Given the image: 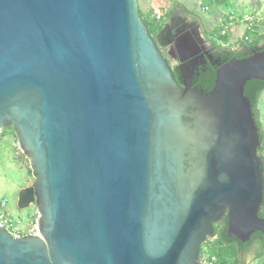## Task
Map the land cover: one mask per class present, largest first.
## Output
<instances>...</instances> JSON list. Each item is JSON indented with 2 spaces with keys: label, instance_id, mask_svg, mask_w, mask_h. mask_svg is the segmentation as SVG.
Instances as JSON below:
<instances>
[{
  "label": "water",
  "instance_id": "1",
  "mask_svg": "<svg viewBox=\"0 0 264 264\" xmlns=\"http://www.w3.org/2000/svg\"><path fill=\"white\" fill-rule=\"evenodd\" d=\"M193 74L177 83L137 0H0V134L13 127L34 177L19 207L39 214L38 235L0 227V264H200L225 216L228 237L264 236L244 93L264 51L220 66L208 93Z\"/></svg>",
  "mask_w": 264,
  "mask_h": 264
},
{
  "label": "rangeland",
  "instance_id": "2",
  "mask_svg": "<svg viewBox=\"0 0 264 264\" xmlns=\"http://www.w3.org/2000/svg\"><path fill=\"white\" fill-rule=\"evenodd\" d=\"M217 4L216 0H137L138 10L142 19H147L150 28L162 27L168 20L166 12L181 11L190 18L197 20L206 38L221 48L240 49L249 22L254 20L259 28L258 34L264 35V0H224ZM210 2V4H208ZM146 21V20H145ZM229 35L223 40L218 31L221 27ZM255 29V28H254ZM257 30V29H256ZM259 121L264 132V91L258 102ZM29 162L23 157L13 127L6 128L0 135V208L6 202L4 211L12 221L16 231L27 235L38 214L35 205L21 209L19 194L34 180L29 173ZM217 240L214 238L201 246L202 251L212 250ZM261 260L251 257L242 264H260Z\"/></svg>",
  "mask_w": 264,
  "mask_h": 264
},
{
  "label": "flooded vegetation",
  "instance_id": "3",
  "mask_svg": "<svg viewBox=\"0 0 264 264\" xmlns=\"http://www.w3.org/2000/svg\"><path fill=\"white\" fill-rule=\"evenodd\" d=\"M166 25H169V28L166 29L164 33H161ZM151 37L155 40L162 55L170 65L175 80L182 87L181 74L189 68L194 70L191 80L192 88L205 92L208 78H210L213 73L216 74L220 66L228 63L232 59H237V57L231 53L232 49L230 51L229 48L225 49L218 47L214 42L204 36L201 25L197 20L190 18L186 13L181 11L171 12L165 24L156 34H151ZM190 38L194 41L195 45L191 46L189 50L182 49L180 53L177 50V44H184L187 40H190ZM254 50L264 51V47L255 46L248 51H244V58L250 56ZM192 55V60H188V62L185 63L180 61L182 57ZM219 222L214 226H219ZM221 230L223 233L224 230L227 231V227L222 225L220 231ZM214 238L216 240L218 239L217 236H214ZM242 244L248 245L245 252L241 249L238 251L241 257V264L244 263L245 259L248 257L261 260L260 264H264V236L262 233L255 232L249 241Z\"/></svg>",
  "mask_w": 264,
  "mask_h": 264
},
{
  "label": "trees",
  "instance_id": "4",
  "mask_svg": "<svg viewBox=\"0 0 264 264\" xmlns=\"http://www.w3.org/2000/svg\"><path fill=\"white\" fill-rule=\"evenodd\" d=\"M217 4H224V0H216ZM210 4V2L208 3ZM139 12V10H138ZM172 12V11H171ZM140 14V13H139ZM166 15H170V11L166 12ZM141 17V15H140ZM142 18V17H141ZM146 20V21H145ZM143 19L144 23L148 27L149 33L151 34H156L160 29H156V32L153 31L147 19ZM255 28V29H254ZM251 30H246L245 35L243 36L242 40H240V43L242 44L240 49L232 50L231 53L237 57V59H244V51L250 50L252 47L255 46H263L264 47V35L258 34L259 28L254 27ZM257 29V30H256ZM224 32V27L222 26L219 31L217 32L218 35L225 41L228 40L229 35ZM213 42V41H212ZM218 46V45H217ZM219 47V46H218ZM216 74H212L210 78H208V83L207 86H205V92L208 93L212 90L214 86V81H215ZM264 91V81L260 80H251L249 81L246 86H245V96L250 100L251 104L254 107V116L257 119L258 126L261 128V124L259 121V110H258V102L260 95ZM12 127L11 125H8L6 128ZM4 128L3 131L6 129ZM1 132V134L3 133ZM0 134V135H1ZM260 143L261 146L258 148V153L262 157V151L264 149V132L261 130L260 131ZM29 173H32L31 169H29ZM259 216L264 219V201L262 204V208L260 209ZM219 226H214V236L218 237L217 243L212 250L213 255L217 257L218 263L217 264H241L240 260L241 257L238 254L239 249H241L243 252L246 251V247L248 244L243 245L242 242H240L236 238H230L227 235V231L224 230L222 233V230L220 231V228L222 225L227 227V218L226 216L221 219L219 222ZM221 234V235H220ZM209 241L205 242L207 244ZM202 252V249L200 250V253Z\"/></svg>",
  "mask_w": 264,
  "mask_h": 264
},
{
  "label": "built area",
  "instance_id": "5",
  "mask_svg": "<svg viewBox=\"0 0 264 264\" xmlns=\"http://www.w3.org/2000/svg\"><path fill=\"white\" fill-rule=\"evenodd\" d=\"M246 21L249 22L247 25V29L248 30L253 29V26H255L254 20L246 19ZM223 33H226V31L224 30ZM262 158L264 159V150L262 152ZM5 206H6V202L3 201L1 203V208H0V227L4 228L10 234H12L16 237L25 236V234L22 235L21 233H19V231H16L12 221L8 218V216L6 215V213L4 211ZM38 219H39V214H38L37 220H35L33 222L28 234L38 235V233H39ZM217 263H218L217 257L215 255H213L210 250H206L204 252L202 251L200 253V264H217Z\"/></svg>",
  "mask_w": 264,
  "mask_h": 264
},
{
  "label": "crops",
  "instance_id": "6",
  "mask_svg": "<svg viewBox=\"0 0 264 264\" xmlns=\"http://www.w3.org/2000/svg\"><path fill=\"white\" fill-rule=\"evenodd\" d=\"M22 235H24V234H22Z\"/></svg>",
  "mask_w": 264,
  "mask_h": 264
}]
</instances>
